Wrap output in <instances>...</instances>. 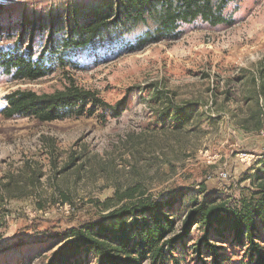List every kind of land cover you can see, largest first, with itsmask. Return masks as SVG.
I'll list each match as a JSON object with an SVG mask.
<instances>
[{"label":"rangeland","instance_id":"374dc122","mask_svg":"<svg viewBox=\"0 0 264 264\" xmlns=\"http://www.w3.org/2000/svg\"><path fill=\"white\" fill-rule=\"evenodd\" d=\"M98 1L0 0V49L24 33L37 56L49 16L58 25L68 7ZM223 14L229 24L196 20L177 39L137 50L131 46L150 22L65 52L64 65L46 57L54 70L36 81L0 71V110L14 91L51 94L71 85L120 105L118 114L53 122L0 113V264H44L68 230L106 213L107 199L128 203L118 199L129 191L172 196L168 212L182 219L196 201L232 204L253 189L264 172V118L258 130L260 117L252 118L259 113L253 80L264 67V0L231 1ZM175 109L186 116L180 125ZM199 235L193 229L188 248ZM219 244L224 264H245L243 247ZM176 254L195 264L189 249Z\"/></svg>","mask_w":264,"mask_h":264},{"label":"trees","instance_id":"16d2710c","mask_svg":"<svg viewBox=\"0 0 264 264\" xmlns=\"http://www.w3.org/2000/svg\"><path fill=\"white\" fill-rule=\"evenodd\" d=\"M231 1L234 0H99L68 7L56 21L58 25L49 16L47 42L37 56L32 36L24 44V33L18 35L12 49H0V71L16 81H36L54 70L52 63L46 64V57H58L64 65L65 52L84 49L149 22L152 29L131 50L177 39L180 27L196 20L212 27L229 24L223 10ZM256 81L253 84L259 113L252 118L258 119L264 118V67ZM5 101L6 106L0 110L5 118L31 117L39 122L91 117L98 111L114 115L120 107L74 85L51 94L17 90ZM174 113L173 121L180 125L186 116L181 109ZM260 118L255 130L262 126ZM249 191L232 204L213 198L196 201L182 219L168 212L172 196L152 200L144 193L129 191L118 199L126 198L128 203L112 206L111 199H107L101 204L106 213L68 230L44 264H82L89 255L94 256L96 264H182L176 253L186 249L195 264H224V248L219 243L228 239L243 247L245 264H264V172ZM195 228L200 235L188 248L186 241Z\"/></svg>","mask_w":264,"mask_h":264},{"label":"built area","instance_id":"2783aa9c","mask_svg":"<svg viewBox=\"0 0 264 264\" xmlns=\"http://www.w3.org/2000/svg\"><path fill=\"white\" fill-rule=\"evenodd\" d=\"M221 177H222V178H225L226 176H225V174H221Z\"/></svg>","mask_w":264,"mask_h":264}]
</instances>
